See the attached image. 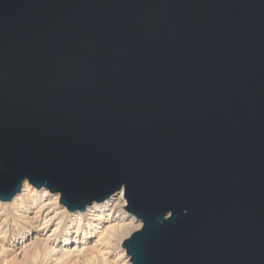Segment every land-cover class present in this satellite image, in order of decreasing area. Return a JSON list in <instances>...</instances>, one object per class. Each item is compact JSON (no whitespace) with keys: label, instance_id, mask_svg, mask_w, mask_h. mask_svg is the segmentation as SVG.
I'll list each match as a JSON object with an SVG mask.
<instances>
[{"label":"water","instance_id":"95a60500","mask_svg":"<svg viewBox=\"0 0 264 264\" xmlns=\"http://www.w3.org/2000/svg\"><path fill=\"white\" fill-rule=\"evenodd\" d=\"M123 190L131 264H264V0H0V201Z\"/></svg>","mask_w":264,"mask_h":264},{"label":"bare ground","instance_id":"6f19581e","mask_svg":"<svg viewBox=\"0 0 264 264\" xmlns=\"http://www.w3.org/2000/svg\"><path fill=\"white\" fill-rule=\"evenodd\" d=\"M33 191L35 192V187L25 180L22 184L20 193H16L11 198V201L8 202L0 201V206L11 205L13 206L14 214L20 212L19 217L22 216V218L24 217V219L27 218L29 220H32L36 217V214L34 216H30L27 213L24 214V212H26L28 209L26 203L33 201V204H35L36 203L35 199L42 198V195L40 196L38 195V193H37L38 196H32L33 194L31 193ZM42 191L46 192L47 189L42 187L40 188V192ZM56 195L59 194L55 193V196ZM58 197L59 196H57L56 198ZM54 199L55 198H53V200ZM45 204H47V202ZM125 204H126V200L124 197L123 190L121 189L116 195L110 197L109 199L101 203H93L91 206L87 207L85 211L68 212L64 206H61L62 208L61 210H63L64 213H68L69 215L68 225L65 228L66 233L69 235L67 236L66 239L62 240L63 241L62 245L57 244L58 246L56 245L57 246L56 248H54V246L51 247L50 245H48L46 240L41 239L40 241L42 247L44 246L45 251L52 250L54 251L53 254L54 253L56 254V252H58L59 256L54 257L52 263L81 264L82 262L85 264H111L110 261L113 260L109 261L107 254L110 253L109 252L110 247L113 244H115L121 247V252H120L121 254L120 253L118 254V258L120 256L125 255V259H127L126 264H131L129 260V256L126 254L125 249L122 247L121 243L132 232L131 228L136 226L135 230L138 229L140 227L141 222L137 220L132 214H129L127 213V211H125L124 209ZM41 208L43 207L41 206ZM37 209L39 208L37 207ZM37 213L39 214V212ZM15 217L17 218V216ZM47 223L48 220H45L40 228L42 229L43 226L46 225ZM57 229H58V224L55 226L53 232L50 234V237L56 233ZM91 236L94 237L95 240L91 241V243L93 242L91 246H88L86 241ZM30 247L31 249L29 248V251L24 249L22 258L16 259L18 264H27L28 257H30L32 262H36V259L40 255V251L38 249L39 246L37 247V243H33L32 246Z\"/></svg>","mask_w":264,"mask_h":264},{"label":"rangeland","instance_id":"374dc122","mask_svg":"<svg viewBox=\"0 0 264 264\" xmlns=\"http://www.w3.org/2000/svg\"><path fill=\"white\" fill-rule=\"evenodd\" d=\"M47 191L40 192V188L39 189L35 188V192L33 191L31 193L33 194L32 196L42 195V198L40 199L34 198L36 202L35 204H33V201L26 203V206L28 209L26 212H24V214L27 213L30 216H34L36 214V217H35L36 219L34 218L32 220H29L27 218L24 219V217L22 218V216L19 217L20 212H18L19 214L18 213L14 214L13 206L11 205L0 206V250L2 249L0 251V264H18L16 259L22 258L24 249L29 251V248L31 249L30 246H32L33 243H37V247L39 246L38 249L40 251V255L36 259V262H32L30 257H28L27 258L28 263L30 264H53L52 263L53 258L59 256L58 252H56V254L55 253L53 254L54 251L52 250L45 251L44 246L42 247V244L40 243V241L41 239L46 240L48 245H50L51 247L54 246V248H56L58 245H62V242H63L62 240L66 239L67 236L69 235L65 231V228L68 225L69 215L68 213H64L63 210H61L62 205L59 204V197L56 198L59 195L55 196V193H52L50 191L47 192ZM53 198H55L54 199L55 201L53 200ZM46 202L47 204H45ZM40 203L43 208H41ZM37 207L39 209H37ZM37 212H39V214ZM15 216H17V218ZM45 220H48V223L43 226L44 229L43 228L41 229L40 227L42 226ZM57 224H58V229L56 233L50 237V234L53 232ZM135 228L136 226L132 227L131 231H134ZM94 240L95 238L92 236L88 238V240L86 241L87 245L91 246L93 244V242L91 243V241H94ZM114 245L115 244H113L110 247V250H109L110 253L107 254L108 260L109 261L113 260V261H110L111 264H126L127 259H125V255L124 256L119 255L120 257L118 258V254L121 252V247H119L118 245H115L116 246L115 247ZM43 253H44V256H43ZM81 264H85V263L81 262Z\"/></svg>","mask_w":264,"mask_h":264}]
</instances>
